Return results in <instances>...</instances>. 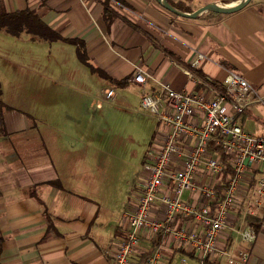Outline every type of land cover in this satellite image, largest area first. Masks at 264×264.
Here are the masks:
<instances>
[{
  "label": "crops",
  "instance_id": "1",
  "mask_svg": "<svg viewBox=\"0 0 264 264\" xmlns=\"http://www.w3.org/2000/svg\"><path fill=\"white\" fill-rule=\"evenodd\" d=\"M171 1L189 10L175 8L179 12L193 13L208 3L227 5L239 0ZM0 4L7 12L33 11L63 37L83 40L88 59L112 79L129 80L135 67L142 66L148 73L146 84L129 81L125 87L137 86L143 95L158 91L162 84L199 90L174 62L190 68L197 54H203L194 68L197 75L208 76L220 86L234 71L257 90L238 121L246 131L264 137V0H250L231 14L204 11L195 18L172 12L157 0H0ZM62 45H67L65 55L78 65L66 72L79 81L69 85L70 90L87 92L91 82L97 90L107 86L115 92V85L105 79L83 77L85 70L90 71L78 60L74 45L0 32V83L8 106L4 111L8 134H0L1 264H115L116 244L126 232L123 213L130 203L114 216L103 212L93 187L84 180L86 160L81 149L86 133L80 124L69 126V138L76 139L73 145L66 136L68 119L56 118L70 105L57 99L59 87L50 66L45 68L44 57ZM155 134L156 130L152 140ZM201 178L199 173L197 179ZM231 217L219 251L205 262L193 249L175 247L165 237L161 263L227 264L226 252L241 249L249 253L247 264H264V210L256 217L241 213ZM243 225L257 230L252 244L238 233ZM158 238L162 240L161 235L152 238L142 232L128 264H148L145 254Z\"/></svg>",
  "mask_w": 264,
  "mask_h": 264
},
{
  "label": "built area",
  "instance_id": "2",
  "mask_svg": "<svg viewBox=\"0 0 264 264\" xmlns=\"http://www.w3.org/2000/svg\"><path fill=\"white\" fill-rule=\"evenodd\" d=\"M203 58L198 53L190 68L174 62L199 90L162 84L142 97V109L154 116L159 129L132 187L135 201L123 213L126 232L116 244L115 264L129 263L142 232L162 237L148 264H162L165 237L175 247L193 249L205 262L219 251L232 213L256 217L264 210V137L246 131L238 121L257 90L234 71L227 73L220 86L208 76L197 75L194 68ZM147 77L137 65L129 81L144 86ZM105 95L112 99L115 92L107 89ZM210 144L227 156L232 174L226 179L224 162L210 151ZM238 233L249 244L257 238L252 225L241 226ZM226 256L227 264H247L249 259V253L241 249Z\"/></svg>",
  "mask_w": 264,
  "mask_h": 264
},
{
  "label": "rangeland",
  "instance_id": "3",
  "mask_svg": "<svg viewBox=\"0 0 264 264\" xmlns=\"http://www.w3.org/2000/svg\"><path fill=\"white\" fill-rule=\"evenodd\" d=\"M65 46L54 48L50 56L44 57L45 68L50 66V72L55 77L53 82H57L59 87L57 95L60 97L57 99L66 100L70 105L66 115H57L56 118L68 119L66 136L73 145L76 139L69 138V126L74 128L80 124L82 132L86 133L81 149L86 160L84 180H88L93 187V194L103 212L114 216L133 202L131 190L142 159L151 147L155 130H158L157 121L142 109L143 94L137 86L115 87L112 99L105 97L108 87L103 83L106 86L103 90H97L90 85L91 82L87 92L70 90L69 85L79 81L66 75V72L78 65H74L72 57L65 55L68 53ZM85 71L83 77L89 74L92 80L96 79L88 70ZM49 109L48 106L44 108L46 115Z\"/></svg>",
  "mask_w": 264,
  "mask_h": 264
},
{
  "label": "trees",
  "instance_id": "4",
  "mask_svg": "<svg viewBox=\"0 0 264 264\" xmlns=\"http://www.w3.org/2000/svg\"><path fill=\"white\" fill-rule=\"evenodd\" d=\"M170 5L173 7L182 10L189 11L183 9L181 3H174L171 0H167ZM232 0H225V3H229ZM105 15L107 16L109 13V9L105 7ZM3 31L10 36L19 37L22 34H28L33 40H40L43 42H56L61 41L76 47V55L78 60L88 67L90 73L92 75H96L102 79L107 80L111 85H115V87H125L128 85L129 80L126 78L124 80L118 81L112 79L108 75H106L101 69L95 67L91 61L87 57L86 47L83 40L77 38H65L59 32L53 30L49 27L40 16L30 10L24 11H14L7 12L3 6L0 4V32ZM7 105L4 103L2 99V88L0 83V134L7 135V131L4 123V111L7 109ZM209 149L211 152H216L221 160L224 162V172L223 178L226 179L229 175L232 174V170L229 167L226 154L219 148L213 146V144L209 145ZM160 239L158 238L152 244V248L145 254V258L149 257L150 253L159 245ZM2 237L0 235V255L2 251ZM1 264V262H0Z\"/></svg>",
  "mask_w": 264,
  "mask_h": 264
},
{
  "label": "water",
  "instance_id": "5",
  "mask_svg": "<svg viewBox=\"0 0 264 264\" xmlns=\"http://www.w3.org/2000/svg\"><path fill=\"white\" fill-rule=\"evenodd\" d=\"M157 1L164 8L172 12H175L182 16L195 18L204 11H213V12L222 13V14H231V13L237 12L241 10L242 8H244L249 3L250 0H239L238 2L230 3L227 5H221L217 3H208L204 5L203 7L199 8L198 10L194 11L193 13L179 12L177 9H175V7L170 5L167 0H157Z\"/></svg>",
  "mask_w": 264,
  "mask_h": 264
}]
</instances>
